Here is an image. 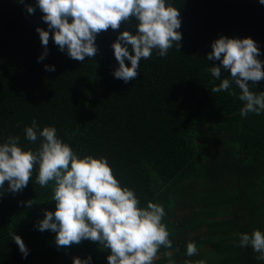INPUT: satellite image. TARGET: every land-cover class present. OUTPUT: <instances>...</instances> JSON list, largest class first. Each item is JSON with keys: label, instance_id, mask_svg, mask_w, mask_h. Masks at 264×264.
<instances>
[{"label": "trees", "instance_id": "obj_1", "mask_svg": "<svg viewBox=\"0 0 264 264\" xmlns=\"http://www.w3.org/2000/svg\"><path fill=\"white\" fill-rule=\"evenodd\" d=\"M180 11V47L165 57L153 50L134 80L113 76L119 67L112 43L120 32L136 31V20L97 35V54L71 59L51 39L36 0H0V144L10 136L36 151L24 129L55 127L57 136L78 157L105 158L122 187L133 190L140 207L148 202L165 209L170 249L153 264H264L251 246L239 247L241 233H264V112L240 115V90L212 93L220 80L209 68L211 44L221 36L251 38L264 62V4L259 0H166ZM26 6L34 8L28 13ZM49 31L47 55L36 28ZM131 54V49L129 47ZM125 65L130 62L125 60ZM45 66H55L46 71ZM264 70V63H262ZM230 72L221 68V79ZM253 92H264V80ZM38 168V166H37ZM37 168L17 193L0 189V264H108L110 250L82 240L58 247L56 233L36 227L44 212L55 211L53 182L41 188ZM28 201H35L30 207ZM21 237L24 258L9 233ZM189 242L197 253L187 256Z\"/></svg>", "mask_w": 264, "mask_h": 264}, {"label": "clouds", "instance_id": "obj_2", "mask_svg": "<svg viewBox=\"0 0 264 264\" xmlns=\"http://www.w3.org/2000/svg\"><path fill=\"white\" fill-rule=\"evenodd\" d=\"M259 2L264 4V0ZM36 3L55 45L82 63L85 57L93 58L97 54L95 40L99 33L118 30L121 24L134 18L135 33L122 31L111 45L119 65L113 76L125 83L136 78L141 61L151 58L153 50L165 57L169 49L180 47L182 36L177 30L181 27V14L166 4V0H36ZM26 8L28 13L34 12L33 7ZM36 31L45 49L39 61L47 55L50 37L49 31L39 27ZM211 48L207 59L220 61V66L209 68L212 77L220 80L211 92L237 95L232 90L235 84L240 90L238 99L243 102L242 117L264 112V92H253L248 84L264 80V62L257 59L260 51L256 42L251 38L221 36L212 42ZM125 60L130 66L125 65ZM221 68L228 70L230 76L221 79ZM45 70L55 71V66H45ZM24 135L33 143L42 138L39 148L23 149L17 136H10L0 144V189L7 182L8 191H22L38 166L36 183L44 188L53 182L50 200L55 201V211L45 210L44 218L36 227L41 232H55L58 247H71L82 240L97 242L110 250L108 264H153L161 247H172L168 228L162 223L164 207L153 202L140 207L134 191L121 186L105 158L78 157L58 138L55 127L41 130L35 119L24 129ZM33 203L28 201L26 205L30 207ZM9 235L26 258L28 249L21 237L11 232ZM238 246H251L259 253L256 259L264 261V233L260 230H253L251 235L241 233ZM196 253L197 245L189 242L187 256ZM165 255L168 264H175L171 252ZM90 260L91 257L84 260L74 257L72 264H89ZM185 264L191 262L185 261ZM198 264L205 262L201 260Z\"/></svg>", "mask_w": 264, "mask_h": 264}]
</instances>
